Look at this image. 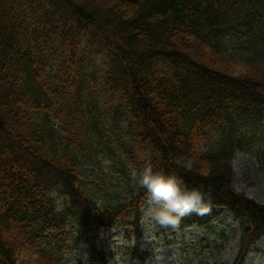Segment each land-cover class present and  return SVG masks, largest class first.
<instances>
[{
    "label": "trees",
    "instance_id": "16d2710c",
    "mask_svg": "<svg viewBox=\"0 0 264 264\" xmlns=\"http://www.w3.org/2000/svg\"><path fill=\"white\" fill-rule=\"evenodd\" d=\"M248 149L264 174V0H0V264H76L81 245L107 264L98 234L139 233L146 164L254 245L264 205L233 185Z\"/></svg>",
    "mask_w": 264,
    "mask_h": 264
},
{
    "label": "rangeland",
    "instance_id": "374dc122",
    "mask_svg": "<svg viewBox=\"0 0 264 264\" xmlns=\"http://www.w3.org/2000/svg\"><path fill=\"white\" fill-rule=\"evenodd\" d=\"M257 152L248 149L237 153L233 161V185L264 205V174L259 170ZM98 236L109 257L107 264H129L127 252L131 247L149 251L152 257L148 264H264V238L247 247L239 222L229 211L217 206L203 215L193 211L183 216L179 225L154 233L141 224L139 234L120 228L106 237L103 232ZM84 246L71 254L70 259L75 263L99 264L88 258Z\"/></svg>",
    "mask_w": 264,
    "mask_h": 264
},
{
    "label": "clouds",
    "instance_id": "9594fccd",
    "mask_svg": "<svg viewBox=\"0 0 264 264\" xmlns=\"http://www.w3.org/2000/svg\"><path fill=\"white\" fill-rule=\"evenodd\" d=\"M131 175L133 181L145 190L150 201L141 217L143 226L149 232L175 227L183 216L193 211L203 215L211 210V194L200 187H189L175 173L156 170L146 164L140 170L133 169Z\"/></svg>",
    "mask_w": 264,
    "mask_h": 264
}]
</instances>
